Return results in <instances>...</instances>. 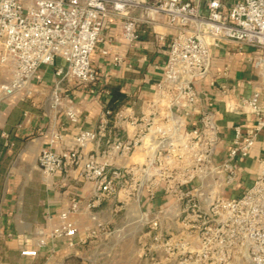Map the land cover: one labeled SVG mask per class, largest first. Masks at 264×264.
Returning a JSON list of instances; mask_svg holds the SVG:
<instances>
[{
  "label": "built area",
  "instance_id": "1",
  "mask_svg": "<svg viewBox=\"0 0 264 264\" xmlns=\"http://www.w3.org/2000/svg\"><path fill=\"white\" fill-rule=\"evenodd\" d=\"M160 16L173 33L150 98L116 109L104 102L93 128L76 127L73 148L43 149L38 167L44 175L72 169L90 182L87 208L110 200L114 212L139 215L140 257L150 264H264V143L251 182H240L238 172L264 130V0H208L204 6L189 0H0V68L12 71L0 96L26 90L38 70L57 59L63 63L55 71L59 80L96 86L91 55L108 21L121 19L122 36L132 43L139 22L154 24ZM228 42L258 54L261 87L240 102L254 123L247 130L234 126L223 150L215 116L200 108L195 83L209 73L211 49ZM60 104L56 94L53 106ZM65 116L78 123V111L69 108ZM240 186L243 192L232 195ZM76 210L73 203L70 212ZM68 213L54 238L78 234Z\"/></svg>",
  "mask_w": 264,
  "mask_h": 264
},
{
  "label": "crops",
  "instance_id": "2",
  "mask_svg": "<svg viewBox=\"0 0 264 264\" xmlns=\"http://www.w3.org/2000/svg\"><path fill=\"white\" fill-rule=\"evenodd\" d=\"M189 1L204 6L208 0ZM134 15L138 17L137 12ZM121 23L119 18L108 21L104 40L91 55L99 77L96 86L59 80L55 71L63 63L57 59L54 65L42 66L26 90L0 96V264H65L69 258L92 263L98 247L111 244L116 233L130 225L137 227V240L139 215L114 212L110 200L87 208L93 197L90 182L72 169L44 175L38 167L43 149L59 152L73 148L76 127L93 128L104 102L116 109L148 99L161 79L173 30L161 16L154 24L141 21L136 41L129 43L122 36ZM210 52L209 73L195 83V89L200 108L214 114L222 149L227 150L234 126L247 130L255 121L240 102L261 87L260 70L254 63L258 54L231 42ZM115 57L120 60L116 62ZM11 78L10 68H0V85ZM56 94L61 97L57 107L53 106ZM69 108L78 111L77 124L65 116ZM263 143L264 130L238 167L239 180L246 185L259 171ZM241 192L240 186L231 194ZM73 203H77V210L70 212ZM66 212L78 234L71 239L54 238L52 232ZM92 230L94 236L86 237ZM85 247L88 251H83ZM24 251L35 254L23 255Z\"/></svg>",
  "mask_w": 264,
  "mask_h": 264
},
{
  "label": "rangeland",
  "instance_id": "3",
  "mask_svg": "<svg viewBox=\"0 0 264 264\" xmlns=\"http://www.w3.org/2000/svg\"><path fill=\"white\" fill-rule=\"evenodd\" d=\"M126 229L116 233L111 244L99 246L97 257L92 263L83 264H150L145 258L140 257L141 250L137 248L136 240L137 227L130 225ZM83 251H88V248L85 247ZM54 264H57L56 261ZM65 264L82 263H78L74 258H69Z\"/></svg>",
  "mask_w": 264,
  "mask_h": 264
}]
</instances>
